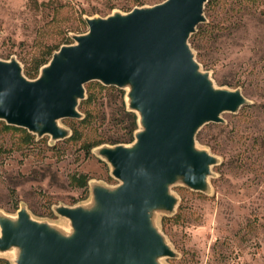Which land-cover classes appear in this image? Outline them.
Segmentation results:
<instances>
[{"label":"water","instance_id":"1","mask_svg":"<svg viewBox=\"0 0 264 264\" xmlns=\"http://www.w3.org/2000/svg\"><path fill=\"white\" fill-rule=\"evenodd\" d=\"M208 0H164L154 6L85 17L87 31L53 52L28 79L18 60H0V122L55 143L72 136L64 119L83 121L86 85L125 91L135 115L131 143L95 146L116 186L90 180L87 202L54 208L60 224L33 219L21 204L0 210V258L9 264H165L178 258L160 228L171 217L180 185L210 194L219 160L200 148L206 124L224 123L250 104L240 89L215 85L200 69L189 39L206 22Z\"/></svg>","mask_w":264,"mask_h":264},{"label":"rangeland","instance_id":"2","mask_svg":"<svg viewBox=\"0 0 264 264\" xmlns=\"http://www.w3.org/2000/svg\"><path fill=\"white\" fill-rule=\"evenodd\" d=\"M164 0H0V60H18L28 79L71 33L84 34L85 17L154 6ZM206 22L188 40L200 69L219 87L240 89L250 104L224 123L206 124L196 135L219 163L208 195L180 185L175 214L158 215L157 225L178 258L165 264H264V0H208ZM78 111L83 121L64 119L72 136L55 143L39 140L0 122V210L14 215L23 204L33 219L63 223L59 206L87 202L94 180L118 184L94 156L95 146L131 143L133 115L125 91L86 86ZM0 258V264H6Z\"/></svg>","mask_w":264,"mask_h":264},{"label":"trees","instance_id":"3","mask_svg":"<svg viewBox=\"0 0 264 264\" xmlns=\"http://www.w3.org/2000/svg\"><path fill=\"white\" fill-rule=\"evenodd\" d=\"M52 55V54H51ZM47 63V62H46ZM46 63H44V64H46ZM43 66V65H42ZM40 68V67H39ZM39 70V69H38ZM38 73V72H37ZM88 99V98H87ZM85 102V101H84ZM83 103V102H82ZM81 103V104H82ZM133 125H132V129L134 130V129H136V125H135V115H133ZM7 127H9V126H7ZM133 134V133H132ZM114 144H118V143H116V142H114ZM6 264H9L8 262H6Z\"/></svg>","mask_w":264,"mask_h":264}]
</instances>
